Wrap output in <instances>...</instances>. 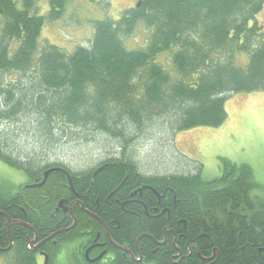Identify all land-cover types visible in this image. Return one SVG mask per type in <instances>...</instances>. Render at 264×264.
Here are the masks:
<instances>
[{"label":"trees","instance_id":"obj_1","mask_svg":"<svg viewBox=\"0 0 264 264\" xmlns=\"http://www.w3.org/2000/svg\"><path fill=\"white\" fill-rule=\"evenodd\" d=\"M39 1L0 0V77L5 79L0 84V162L32 180L51 168L67 169L45 159L63 138L104 134L118 141L124 152L95 168H103L93 189L101 201L126 173L136 183L151 185L160 193L168 191L169 221L166 215L154 221L142 215L143 223L133 220L128 225V236L147 229L153 238L141 240L145 264L179 262L171 260L177 250L170 232L167 245L158 246L167 227L177 233L182 256L191 254L178 264H264V202L253 197L261 188L249 165L223 159L222 173L214 180L200 172L146 176L126 156L132 142L155 120L175 132L217 128L228 118V95L264 92V30L257 20L264 0H140L116 21L95 22L90 46H78L72 53L55 45L42 46V35L47 24L62 20L73 0H48L46 15H41ZM138 26L149 30L147 43L129 49L125 39ZM241 57L244 66L239 65ZM23 138L39 142L48 154L28 153L19 144ZM94 170L68 172L75 185L81 180L87 190ZM20 184H0V210L10 217H24L14 207ZM65 184L63 173L56 172L47 187L57 196L65 191ZM149 198L156 201L152 194ZM77 219L73 238L88 226ZM30 220L38 223V216ZM43 220L51 222L47 211ZM15 229H11L13 238ZM3 234L6 239V227ZM14 241L16 260L11 263L33 264L24 240Z\"/></svg>","mask_w":264,"mask_h":264},{"label":"rangeland","instance_id":"obj_2","mask_svg":"<svg viewBox=\"0 0 264 264\" xmlns=\"http://www.w3.org/2000/svg\"><path fill=\"white\" fill-rule=\"evenodd\" d=\"M139 4L140 0H73L62 20L45 26L42 46L55 45L70 53L78 46L89 47L95 22L106 18L116 21L126 10ZM39 6L41 15H46L48 0H40ZM257 20L264 30V11ZM148 37L149 30L138 26L133 35L125 39V44L129 49L144 48ZM245 64L246 60L241 57L239 65ZM4 82L5 79L0 77V84ZM225 107L228 118L217 128L201 127L175 132L164 122L155 120L147 125L144 134H139L132 142L126 156H130L146 176L196 175L200 172L205 179L214 180L222 173L223 159L239 165L246 164L252 168L261 188L253 193V197L264 202V92L228 95ZM87 135H68L67 140L63 138L45 159L80 174L94 170L104 161L122 156L124 150L118 141L101 133L94 137ZM30 142L29 138H23L19 144H24L27 147L25 151L30 154L36 151V155L43 153L45 147L39 142ZM27 179L24 173L0 162V184H20Z\"/></svg>","mask_w":264,"mask_h":264},{"label":"flooded vegetation","instance_id":"obj_3","mask_svg":"<svg viewBox=\"0 0 264 264\" xmlns=\"http://www.w3.org/2000/svg\"><path fill=\"white\" fill-rule=\"evenodd\" d=\"M102 169L94 170L87 190L81 185V180L76 182L77 187L70 172L63 167L49 169L54 171L50 173L43 185L41 183L44 180V174L49 170L41 173L39 177H32V180L28 179L21 183L22 190L17 192V198L21 200L17 199L14 207L18 211L21 210L24 217L18 214L10 217L5 211L0 210V217L5 221L0 222V253L2 255L0 264H12L11 262L16 260L15 239L24 240L33 256V264H145L141 240L153 238L147 233V229L133 237L128 236L127 233H131L128 231V225L133 220L136 224L143 223L142 215L151 221L166 215L169 221L172 209L168 203V191L160 193L151 185L139 181L136 183L130 178L129 173H126L122 182L104 201H101L100 196L97 195L98 192L93 189L97 173ZM56 172L63 173L66 178L65 191L57 196L53 194L51 188L47 187L51 175ZM99 188L97 184V190ZM150 194L156 197V201L150 200ZM55 197L57 199H53ZM4 202L11 203L6 200ZM30 203H33V207ZM177 203L175 196L172 202L174 209L177 208ZM45 211L48 212L54 224L43 220ZM34 214L38 216V223L30 220ZM77 216L81 221L87 222L88 226H83L84 230L80 237L73 238L71 234L78 226ZM70 221L73 223L71 226H69ZM35 224L38 225L37 228ZM4 225L7 230L6 239L3 234ZM14 226H16L15 235L17 234L15 238L11 232ZM52 227L57 228L53 230ZM167 232L174 236L173 246L177 250L171 260L179 259L180 262L191 256V254L182 256V251L177 247L179 243L177 233L172 227L163 230L164 241L158 242V246L167 245ZM130 237L135 238L133 242L130 241ZM63 247L66 249L63 250ZM157 251L156 249L153 253Z\"/></svg>","mask_w":264,"mask_h":264},{"label":"water","instance_id":"obj_4","mask_svg":"<svg viewBox=\"0 0 264 264\" xmlns=\"http://www.w3.org/2000/svg\"><path fill=\"white\" fill-rule=\"evenodd\" d=\"M54 170H49L44 174V180L41 183V185H43L46 182V179L48 178V176L50 175L51 172H53Z\"/></svg>","mask_w":264,"mask_h":264}]
</instances>
